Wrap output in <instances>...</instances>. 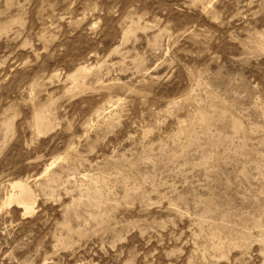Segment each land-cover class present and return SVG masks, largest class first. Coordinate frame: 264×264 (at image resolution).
<instances>
[{"label": "rangeland", "instance_id": "1", "mask_svg": "<svg viewBox=\"0 0 264 264\" xmlns=\"http://www.w3.org/2000/svg\"><path fill=\"white\" fill-rule=\"evenodd\" d=\"M0 264H264V0H0Z\"/></svg>", "mask_w": 264, "mask_h": 264}, {"label": "bare ground", "instance_id": "2", "mask_svg": "<svg viewBox=\"0 0 264 264\" xmlns=\"http://www.w3.org/2000/svg\"><path fill=\"white\" fill-rule=\"evenodd\" d=\"M11 190L12 193L5 199V207L16 205L20 209L22 208L24 217L32 215L37 204V197L33 190L21 181L12 183Z\"/></svg>", "mask_w": 264, "mask_h": 264}]
</instances>
